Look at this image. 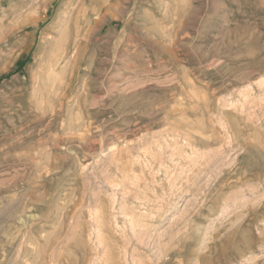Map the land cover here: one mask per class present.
I'll return each mask as SVG.
<instances>
[{"label": "rangeland", "instance_id": "rangeland-1", "mask_svg": "<svg viewBox=\"0 0 264 264\" xmlns=\"http://www.w3.org/2000/svg\"><path fill=\"white\" fill-rule=\"evenodd\" d=\"M0 264H264V0H0Z\"/></svg>", "mask_w": 264, "mask_h": 264}, {"label": "bare ground", "instance_id": "bare-ground-1", "mask_svg": "<svg viewBox=\"0 0 264 264\" xmlns=\"http://www.w3.org/2000/svg\"><path fill=\"white\" fill-rule=\"evenodd\" d=\"M105 12H106V10H105ZM39 19V18H38ZM36 23H38V21H36ZM80 32V31H79ZM89 33V32H88ZM87 36V35H86ZM258 174V173H257Z\"/></svg>", "mask_w": 264, "mask_h": 264}]
</instances>
